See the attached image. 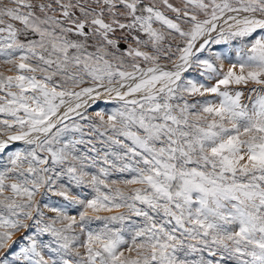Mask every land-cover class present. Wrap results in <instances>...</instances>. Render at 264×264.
Segmentation results:
<instances>
[{
  "label": "snow or ice",
  "instance_id": "6c2138e0",
  "mask_svg": "<svg viewBox=\"0 0 264 264\" xmlns=\"http://www.w3.org/2000/svg\"><path fill=\"white\" fill-rule=\"evenodd\" d=\"M0 264H264V0H0Z\"/></svg>",
  "mask_w": 264,
  "mask_h": 264
}]
</instances>
